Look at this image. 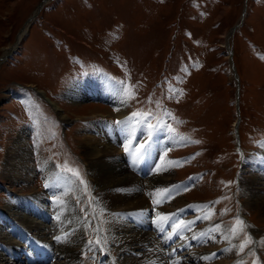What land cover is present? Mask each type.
<instances>
[{
    "label": "rangeland",
    "instance_id": "1",
    "mask_svg": "<svg viewBox=\"0 0 264 264\" xmlns=\"http://www.w3.org/2000/svg\"><path fill=\"white\" fill-rule=\"evenodd\" d=\"M27 24L21 47L11 54ZM3 54L8 57L0 62V211H12L0 216V236L24 243L21 259L13 264L30 263L34 241L51 248L38 238L45 230L51 231L56 245L65 238L74 240L73 227L55 223L54 206L63 200L82 232L76 241L86 244L80 263L105 264L118 258L117 245L109 241L115 229L112 197L101 193L84 160V137L103 134L123 155L130 141V150L136 149L156 134L158 146L148 147V158L142 159L148 169L131 171L146 179L148 171L167 165L177 181L155 188L171 189L160 196L159 205L143 191L147 205L156 213L161 203L173 206L165 200L177 193L194 207L185 206L179 219L195 220L203 211L193 227L209 221L224 225L217 238L227 233L236 247L232 257L224 256L225 242H191L190 230L191 239L184 242L188 247L176 248V256L190 264H228L234 258L239 264H264V248L258 244L264 238V212L245 203L241 183L243 174L262 172L264 177V0H0ZM87 83L120 95L125 114ZM174 137L181 143L171 142ZM163 139L171 143L163 146ZM165 212L160 211V217ZM135 213L142 212L121 215L119 221L135 225ZM151 213L144 216L146 222ZM20 215L30 218L27 230ZM237 218L246 227L234 235ZM173 221V229L167 227L169 237L175 232V215ZM40 222L44 229H36ZM146 222L137 225L151 230ZM155 229L159 235L161 229ZM203 235L208 236L206 230ZM182 237L177 235L168 245ZM249 237L251 243L241 251ZM200 247L215 251L214 256L194 260L186 254ZM51 250L50 264L66 260Z\"/></svg>",
    "mask_w": 264,
    "mask_h": 264
},
{
    "label": "bare ground",
    "instance_id": "2",
    "mask_svg": "<svg viewBox=\"0 0 264 264\" xmlns=\"http://www.w3.org/2000/svg\"><path fill=\"white\" fill-rule=\"evenodd\" d=\"M27 29H28V24L23 29L24 31L21 32V34H19L17 43L11 49L12 50L11 54H14V52L21 47L19 44L21 43V40L24 36V32ZM6 53H8V50H6L5 54ZM88 85L91 86L92 90H96L97 91V92L95 91L96 93H100L101 95L105 96L115 106V108H117V111L120 112V115L125 114L126 103L120 97V95L113 94V96H111L110 94L109 95L107 94V92L103 89V87H98L93 84L91 85L90 83H87L85 86H88ZM81 93H82L81 90L79 92H75L76 95H81ZM56 105L55 107L58 109L59 107H57ZM59 114L61 115V118L63 120H67L68 118L67 115L63 114L62 112H60ZM96 129H98L97 126H96ZM159 134L161 135L162 131H160ZM152 138L154 139L152 140ZM109 139L110 138L108 137V135L104 136V134L103 136H100V137L89 135V136L84 137L83 139L87 146L86 148L87 155H86V158L84 157V160L88 162L89 170L92 174V177L94 178L95 183L99 187V190L101 191V193L103 195L106 193L107 197H112V201L111 203H109V205L112 207V210L116 211V214H113L114 220L112 221L113 227L115 229L111 233L112 237H109V241L117 245L115 249L118 251L119 256L118 258L113 257L112 261L111 260L108 262L105 261V264H156L157 261H161L159 262V264H179L180 261L182 262L180 264H190L184 260L185 258H182V255L176 256V254L174 253V249L176 248L182 249V248L188 247V245H185L184 242H186L185 239H188V242H189V239H191L187 237L189 233L188 231L190 230H191L190 232L193 233V238L191 242L197 241V244H198L204 241V243L202 242L201 244H205L208 241V239L213 240L214 242L216 241L225 242V244L221 246V250H223L222 252H224L223 255L227 256V254H229L230 255V256L228 255L229 257H232L234 255L236 247L233 246V243L230 240L231 236L229 237V234L227 233L224 234L223 237H221L222 239L217 238L216 236L217 234L222 233L224 231L223 230L224 225L223 226L213 225V222L209 221L206 224L200 225V227H197V228L193 227L192 224L196 219L204 217L203 211L199 210L200 213H196L197 215L195 216V220L194 219L190 220L192 219L191 216L190 217L182 216L184 220L183 218L179 219L181 216L179 211L184 209L185 206L187 207L189 204L187 205L186 200L179 198L176 195L177 193L172 194L169 199L165 200V202L170 203V205L174 204L173 206L166 207L167 206L166 204L164 206V204L161 203L160 204L161 208L159 207L160 210L159 211L157 210L156 213L153 212L150 204L147 205L146 198L142 194L143 191H145L146 194L147 193L150 194V196L152 197L155 196L157 200H160V196L156 195L155 188L156 187L160 188L161 186L164 185V183L168 185V184H171L172 182L177 181L173 179L172 171H170L169 166H168L167 171L158 172L157 168H155V170L151 169L150 172L148 171V173L146 174L147 176L146 179L145 178L140 179L133 173V172L136 173V172L145 171L144 169H148V164L145 163L143 160L146 161L148 158V152H147L148 147L151 148L152 144L153 146L154 145L158 146L156 144L157 142L156 134L153 136H150L149 142L146 143L147 144L146 148L142 150L144 152L143 155H142L143 152L140 154H137L135 151V148L128 151L130 155L128 153H124V155L120 154L121 149L115 146L114 143L111 142ZM175 139L171 140V142H173L174 144L181 143L180 139L177 138L176 141ZM166 142L171 143L167 140H164L163 146ZM154 151H155V148H154ZM26 153H28V151H26ZM27 159L28 157H25V160ZM243 176H244V179H241V183L245 185L244 190H245V193L247 194L245 203L249 204V206L252 208H257L264 212L263 173L262 172L251 173L248 176L243 174ZM127 191L129 192V194L126 193ZM60 204L58 205L56 204L54 206L55 213L57 214L56 215L57 220L55 223L56 224L62 223L66 227H73L75 230L73 232L72 231H69V232H72L70 235L73 237L74 240L67 241V238H65L63 242H61L59 245H56L55 240H53L52 238L50 239L49 237L50 236L49 233L51 231L49 232L48 230L47 231L45 230L44 232H41L42 236L38 235V238H40L39 240L44 245L47 244L51 248L45 249L41 244L37 243L36 241L32 242L30 246V250L31 252L32 250L34 251L35 256L29 255L27 259H29L30 263L28 264H50L49 262L51 260V255H52L51 249H53L54 254L56 255L58 254L57 255L58 257L60 256V258L61 257L66 258L65 261L63 260V262L55 260L53 264H81L80 263L81 258L79 257V253L81 252L82 248L85 249L86 244L82 243L81 241L77 242L76 240H79L81 238L82 232L76 228L75 226V224L77 223L76 220L72 218L71 216H69L70 208L66 206L67 201L63 200L62 203ZM157 204L159 205V203ZM189 206L191 208H194L193 205H189ZM195 208H196L195 210H198L197 206ZM57 209H59L60 211L57 212L56 211ZM120 210H123V211L121 214L120 212L118 214V211ZM136 210H139L142 213L140 216H138L135 213V220L139 222V224H143V226L145 225V222H146L145 221L146 218L144 219V216L152 211L151 218L150 220L148 219L151 230H145L143 229V227L140 228L137 225V222L135 225H132V224L126 225V222L123 223L122 220L119 221V218H118L119 216L125 215L128 213L131 215ZM163 210H166V212L160 217L159 212ZM11 211L12 210L7 211V209L4 210L3 212L0 211V216L3 218L5 217V215H7V213H10ZM4 212H6V214ZM13 213L15 212L13 211ZM42 215L44 216V214ZM174 215L176 216V226L174 228L175 232L169 237V235L167 234L168 233L167 227L171 228V230L173 229L171 225H172V222L174 223L173 221ZM19 219H20V223L22 224V226L26 227L24 229L27 230V227H30L29 223L31 224V222H29V219H30L29 216L27 217L26 215H22V216L20 215ZM116 220H117V223H115ZM148 222L146 223L148 224ZM163 222L165 223H164L163 228L161 229L162 227L161 223ZM17 227H19V225H17ZM35 227L36 229L41 230L45 228V225L43 222H40V223H36ZM116 227H119V231H117ZM154 227L158 228L157 230L161 229L159 235L156 229L154 230ZM126 229H129L135 232L134 234L126 235V233H123V231ZM255 229L256 228H254V231H257ZM205 230L207 231V234H208L207 237H204L206 233L203 235V232ZM165 234L167 235L165 236ZM179 234H182L183 236L181 240L180 238L178 240V242L180 243L177 244L178 242H176L174 246H169L168 244L172 243L175 240L174 238ZM0 238H1L0 242H2L3 244H6L7 247H9V248H6L4 245L0 246V264H13L15 259L17 258L21 259L20 253L22 250H24V245H22L24 243L21 240L18 241V239L8 234H5L3 237L0 236ZM106 239H107V236H106ZM106 241L108 243V239ZM64 242L69 243V244H66ZM161 243L165 245L166 258L164 256V250L162 251ZM20 244L22 246H20ZM229 244L231 245V247L229 249H225V247ZM258 244L260 245L261 248L262 247L264 248V238H260ZM2 248H4L5 252L1 251ZM30 250L28 247V252H30ZM214 253L215 251L213 252H211V250L206 251L204 247L203 248L200 247L193 252L192 251L186 252V254H189V255L191 254L194 260H197L198 258H202L205 256L209 258L210 255L214 256ZM26 254L28 255L29 253H26ZM171 256H175V257H171ZM178 260L179 262H177ZM237 262L238 261L236 260V258H234L233 261L228 262V264L229 263L239 264ZM204 264H212V263L205 262ZM214 264H224V263L222 261H218V262H215Z\"/></svg>",
    "mask_w": 264,
    "mask_h": 264
},
{
    "label": "snow or ice",
    "instance_id": "3",
    "mask_svg": "<svg viewBox=\"0 0 264 264\" xmlns=\"http://www.w3.org/2000/svg\"><path fill=\"white\" fill-rule=\"evenodd\" d=\"M133 115L136 116V115H141V114H140V113H134ZM117 123H121V122H120V121H117ZM130 147H131V141L129 142L128 145H125V150H126V151L130 150ZM145 147H146V145H143V144L139 145V146L135 149L136 153H137V154H140V153L142 152V150H143ZM169 164H170L171 166H176V165L178 164V162H169ZM167 170H168V166H167V165L164 166V167H158V168H157V171H158V172H159V171H167ZM76 174L79 175L78 172H77ZM174 187H175V186H174ZM170 192H171V189L157 190L156 195L163 196V195H167V194L170 193ZM155 202H156V203H160L161 201H160V200H156ZM162 219H163V217H162ZM244 227H246V225H244V222H243L242 220H240L239 218H237V220H236V224H235V226L233 227V229H231V231H232V233H233L234 235H237V234H239V232L243 231V228H244ZM57 239H60V238L58 237ZM90 243H91V242H90ZM97 243H99V241H97ZM248 243H251V239H250V237L247 238V239L243 242V244L241 245V249H240V250L243 251V248L246 247Z\"/></svg>",
    "mask_w": 264,
    "mask_h": 264
},
{
    "label": "water",
    "instance_id": "4",
    "mask_svg": "<svg viewBox=\"0 0 264 264\" xmlns=\"http://www.w3.org/2000/svg\"><path fill=\"white\" fill-rule=\"evenodd\" d=\"M30 20H31V19H29V21H30ZM230 54H231V53H230ZM7 56H8V55L1 57V60H0V61L2 62V60H4L5 58H7ZM2 58H4V59H2ZM237 99H239V92H238ZM237 102H238V100H237Z\"/></svg>",
    "mask_w": 264,
    "mask_h": 264
}]
</instances>
